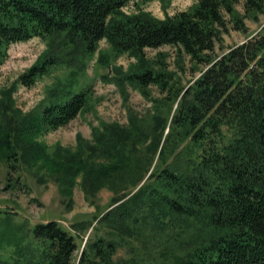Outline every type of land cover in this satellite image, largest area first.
<instances>
[{
  "label": "trees",
  "instance_id": "16d2710c",
  "mask_svg": "<svg viewBox=\"0 0 264 264\" xmlns=\"http://www.w3.org/2000/svg\"><path fill=\"white\" fill-rule=\"evenodd\" d=\"M130 1L0 0V63L14 42L48 40L36 62L1 90L0 163L9 172L21 163L45 169L70 197L79 176L88 197L105 186L115 191L118 203L96 216L109 231L88 238L79 264H264V23L216 52L231 28L248 33L246 18L261 20L264 0H196L164 18L124 11ZM102 39L114 54L138 55L119 75L123 86L148 95L153 84L165 96L155 97L152 113L129 106L126 123L100 118L91 138L78 132L75 147L58 142L51 150L39 137L87 107L91 86L76 83L81 61ZM165 44L176 47L179 65L188 57L194 71L201 68L188 86L162 56L144 57L146 47ZM59 64L69 75L43 101L28 111L15 105L18 83L32 86ZM124 234L177 246L154 261L124 257ZM12 245L4 257L1 250ZM78 247L58 219L27 230L9 215L0 218V264H73Z\"/></svg>",
  "mask_w": 264,
  "mask_h": 264
},
{
  "label": "rangeland",
  "instance_id": "374dc122",
  "mask_svg": "<svg viewBox=\"0 0 264 264\" xmlns=\"http://www.w3.org/2000/svg\"><path fill=\"white\" fill-rule=\"evenodd\" d=\"M195 1L132 0L123 7V10L128 13L145 10L159 18H164L187 9ZM240 9L244 10L242 6ZM246 22L249 32L231 28L229 33H225V45L217 48V54L224 52L229 46L243 41L249 33L260 29L264 23V16H261L260 21L246 18ZM47 46L48 40L41 36H34L10 45L7 57L4 62L0 63V94L3 88L11 87L18 76L36 62ZM144 52V57L152 61H157L159 56H162L168 67L177 71V81L183 87L191 84L201 72V68L193 70L188 57L184 66L183 64L179 65L176 60L177 50L173 45L165 44L157 48L146 47ZM81 63H84L85 66L80 71L76 87L90 85L92 94L87 102V107L74 119L66 125L44 132L39 137L50 146L51 150L58 142L64 146L75 147L78 132L86 138H91L92 125L98 124L100 118L126 123L129 106L141 114H147L150 110L152 113L155 109V97L165 96L160 88L153 84L149 87L148 95L129 82L123 86L119 75L126 72L133 64L139 63L138 55L129 51L114 54L111 44L106 39H102L96 52L89 58L86 56ZM69 71V66L59 64L54 66L49 73L40 77L32 86L18 83L13 92L15 105L24 111L34 108L46 98L51 86L67 78ZM121 88H126V98ZM176 105L177 103L174 107ZM166 111H168L167 107H165ZM168 129L167 127L166 132ZM80 180L79 176L73 187V195L70 197L62 193L59 181L47 170L28 167L25 163H21L17 168L12 167L9 172L8 166L1 162L0 218L9 215L14 225H21L27 230H31L34 224L39 221L58 219L66 229L76 235L79 247L75 252L73 264H79L82 250L88 238L95 237L97 229H100L101 233L109 231L107 226H101L98 223L96 216L102 215L118 203H112V198L116 193L107 186L101 188L96 196L88 197ZM119 240L118 251L119 254H122L121 256L130 257L137 253L150 261L161 257L162 253L171 249L169 247L177 246L170 239L155 242L151 237L125 234ZM161 242L162 244L159 245ZM13 247L12 245L8 247V250H1L3 256L8 257Z\"/></svg>",
  "mask_w": 264,
  "mask_h": 264
}]
</instances>
